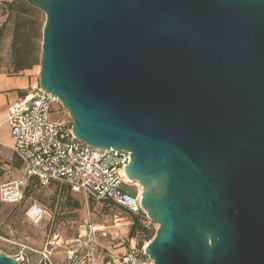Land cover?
<instances>
[{
  "label": "water",
  "instance_id": "water-1",
  "mask_svg": "<svg viewBox=\"0 0 264 264\" xmlns=\"http://www.w3.org/2000/svg\"><path fill=\"white\" fill-rule=\"evenodd\" d=\"M26 1L39 87L76 138L131 153L152 264H264V0Z\"/></svg>",
  "mask_w": 264,
  "mask_h": 264
},
{
  "label": "built area",
  "instance_id": "built-area-1",
  "mask_svg": "<svg viewBox=\"0 0 264 264\" xmlns=\"http://www.w3.org/2000/svg\"><path fill=\"white\" fill-rule=\"evenodd\" d=\"M55 105L63 109L55 95L40 87L30 89L8 105L6 121L10 128V147L23 168L18 178L0 184V201L21 203L25 187L36 179L40 187L52 183L64 185L72 193L83 195L86 202L109 200L140 215L145 225L151 227L154 223L141 206L140 192L127 190L133 181L126 179L124 169L131 161V153L124 149L93 147L76 138L66 124L50 119ZM46 214L45 206L37 202L27 209V216L35 223ZM127 221L131 223V219ZM106 235L105 226L94 222L89 212L83 229L75 233L64 248L61 264H152L145 252L152 239L139 249L131 245L113 254L100 245V239ZM60 242L62 238L58 234L47 241L42 252L43 264H55L52 254L54 249L61 247ZM14 258L22 261L23 251Z\"/></svg>",
  "mask_w": 264,
  "mask_h": 264
},
{
  "label": "rangeland",
  "instance_id": "rangeland-1",
  "mask_svg": "<svg viewBox=\"0 0 264 264\" xmlns=\"http://www.w3.org/2000/svg\"><path fill=\"white\" fill-rule=\"evenodd\" d=\"M2 1V0H0ZM34 18L38 22V32L35 39H28L29 25L21 28L17 46L25 47L28 61L32 63L30 69L13 72V40L16 21L14 16L7 18V13L0 15V21L6 20L5 35L0 49V71L10 75H23L28 79L27 89L39 87L40 55L42 45V30L45 23V14L37 9ZM26 89V90H27ZM50 119L66 124L71 128L72 122L69 113L55 105ZM12 142V141H11ZM9 144H0V184L18 178L22 173L23 165L13 153ZM129 192L141 190L138 182L127 186ZM67 197L78 201L79 206L66 202ZM37 202L45 206L47 214L37 223L27 216V209L31 203ZM90 212L92 220L100 226H105L107 235L100 239V245L106 247L108 253L123 252L133 245L130 241V215L122 208L112 207L105 211L102 204L88 200L83 195L68 191L64 185L52 183L47 187H40L36 181L29 183L25 198L21 204H8L0 201V252L9 257H16L23 251V260L20 264H43L42 252L47 241L55 234L62 238L61 247L53 251L55 264H61L64 257V248L75 233L83 229V224ZM116 215H118L116 217ZM123 217V218H121ZM157 224L152 225L156 230ZM140 238H138L139 240Z\"/></svg>",
  "mask_w": 264,
  "mask_h": 264
},
{
  "label": "trees",
  "instance_id": "trees-1",
  "mask_svg": "<svg viewBox=\"0 0 264 264\" xmlns=\"http://www.w3.org/2000/svg\"><path fill=\"white\" fill-rule=\"evenodd\" d=\"M37 11H38L37 8L29 4L26 0H2L0 1V15L7 13V18L14 16L15 21H16V27L14 31V40H13L14 58L12 62L13 72L15 73H18L26 69H30L32 67V63L28 61L27 52H26L25 47L17 46V42H19V35H21V28L27 25H29L30 27V34L28 35V39L31 40L37 37L38 22L34 18ZM7 18L3 22L0 21V49H1L2 41L5 35ZM0 61H1V57H0ZM32 181H36L38 183L36 179H32L29 183H31ZM29 183L25 187L24 196L29 186ZM67 189L68 191H70L68 187ZM70 201H73L72 202L73 206L75 207L79 206L78 201H74L72 197H67L66 202H70ZM90 201L97 202L92 199H90ZM97 203L102 204L106 212L109 211L112 207L122 208L121 206L109 200H103ZM124 210L130 215V218H131L132 225L130 227V237H131L130 241L133 242V245H132L133 247L139 249L144 245L145 242L153 239V237L155 236L156 230H153L152 226L147 227L144 223V220L142 219L140 215H135L134 213H131L126 209ZM138 238L140 239L138 240Z\"/></svg>",
  "mask_w": 264,
  "mask_h": 264
},
{
  "label": "crops",
  "instance_id": "crops-1",
  "mask_svg": "<svg viewBox=\"0 0 264 264\" xmlns=\"http://www.w3.org/2000/svg\"><path fill=\"white\" fill-rule=\"evenodd\" d=\"M28 79L23 75L10 76L0 71V143L11 142L10 128L6 121L8 105L27 91ZM27 89V90H26Z\"/></svg>",
  "mask_w": 264,
  "mask_h": 264
},
{
  "label": "bare ground",
  "instance_id": "bare-ground-1",
  "mask_svg": "<svg viewBox=\"0 0 264 264\" xmlns=\"http://www.w3.org/2000/svg\"><path fill=\"white\" fill-rule=\"evenodd\" d=\"M126 179H127L128 181L132 182L127 176H126ZM132 184H136V181H135V182H132ZM139 192H140V194H141V190H140Z\"/></svg>",
  "mask_w": 264,
  "mask_h": 264
}]
</instances>
